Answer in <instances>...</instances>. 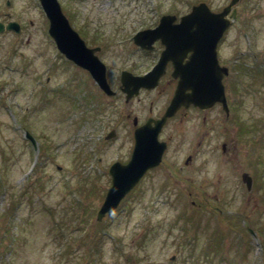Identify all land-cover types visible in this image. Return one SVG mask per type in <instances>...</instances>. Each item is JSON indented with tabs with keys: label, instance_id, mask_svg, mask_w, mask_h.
I'll use <instances>...</instances> for the list:
<instances>
[{
	"label": "rangeland",
	"instance_id": "obj_1",
	"mask_svg": "<svg viewBox=\"0 0 264 264\" xmlns=\"http://www.w3.org/2000/svg\"><path fill=\"white\" fill-rule=\"evenodd\" d=\"M59 1L89 44H108L117 93L102 94L64 60L36 0H0L1 20L9 11L24 23L19 35L0 34V264H264V0L237 4L223 44L228 63L240 56L247 63L238 78L234 69L230 75L241 96L236 117L216 118L202 139L198 112L171 121L163 164L100 221L108 167L130 151L129 109L115 76L123 55L135 53L129 37L158 14L201 0ZM203 1L218 10L229 0ZM119 39L127 41L122 53ZM112 127L116 138L104 141ZM190 152L193 165L178 169ZM241 171L253 174L252 190Z\"/></svg>",
	"mask_w": 264,
	"mask_h": 264
},
{
	"label": "water",
	"instance_id": "obj_2",
	"mask_svg": "<svg viewBox=\"0 0 264 264\" xmlns=\"http://www.w3.org/2000/svg\"><path fill=\"white\" fill-rule=\"evenodd\" d=\"M41 1L51 22L50 33L56 39L59 48L69 58L74 59L78 64L88 69L99 87L107 93H113L112 90H109L103 63L92 54L91 50L84 46L77 33L71 29L56 0ZM236 1L232 0L230 2L233 4ZM230 5L223 12L212 14L204 3H200L193 6L191 12L182 17L179 24L172 26L170 20H168L169 18L164 16L157 28L143 30L136 35L135 40L139 44L141 43L140 37L142 40H146L148 32L153 33L154 37L160 36L164 40L170 36L171 39L167 42L168 48H175L179 45L193 51L190 67L194 68L197 74H200L197 76L198 80H196L198 84L195 81L191 83L192 88L195 89V95L188 96L184 93V90L189 86V82H191L184 78L179 82L174 100L176 103H179L183 98H190L196 101L195 103L202 105L208 101L209 97H213L214 93H222L219 80L203 81L205 73L202 72L205 69L199 70V68L203 66L204 60L210 61L205 63L207 66L210 65V68L216 67L215 47L229 24V21L224 19V14L228 11ZM12 27L17 29L16 24L13 22H9L6 26L0 22V31ZM154 70L148 75L136 77L134 80L138 85L143 84L149 79L148 77L152 75ZM210 79H215V77ZM154 135H143L136 130L131 159L126 164L112 163L109 169L112 175V184L106 192L98 213H96L97 219H101L105 213L115 210L121 198L138 182L146 169L159 163L164 144L158 143Z\"/></svg>",
	"mask_w": 264,
	"mask_h": 264
},
{
	"label": "flooded vegetation",
	"instance_id": "obj_3",
	"mask_svg": "<svg viewBox=\"0 0 264 264\" xmlns=\"http://www.w3.org/2000/svg\"><path fill=\"white\" fill-rule=\"evenodd\" d=\"M80 13L83 12H78L76 13V15L79 16ZM176 14V13H175ZM182 15V13H177V19ZM77 16V17H78ZM126 22V20H124ZM155 24V23H154ZM154 24L151 26L153 27ZM147 27V26H145ZM78 29V28H77ZM22 31H24V23H20V31L19 33H21ZM78 32L82 33L83 37L85 38V35L83 34V32L78 29ZM132 36L129 37L131 38L129 41L132 43L133 45V50L135 51V53H128L123 55V61L124 63V70H129L130 72H132L134 75H141L146 73L149 68H151L153 65H155L158 60L160 59V56L162 54V51L164 50V44H162L160 39H153L151 45L149 46V49H145V48H141L140 46L136 45L133 43V39ZM87 38H85L86 40ZM115 40V38H113ZM87 43L89 44L88 40H86ZM127 43V41L125 40L123 43L118 45V50L122 53L124 50V46ZM91 47H98L99 50H97V54L105 61L106 59V54L104 52L108 51L109 46L107 44V50L105 48V44L100 43V42H96L95 44H89ZM115 45V44H114ZM116 46V45H115ZM115 48V47H114ZM113 48V50H114ZM115 51V50H114ZM184 60H187V58H185ZM219 62L221 65H226L225 62L223 61V59L221 58V54L219 51ZM145 64V65H144ZM143 66V67H142ZM172 70H173V63L171 60H169L166 64V70L164 72V74L159 78L158 81V85L153 88V89H140V92L137 96L130 98L129 100L125 101L126 103V107H128V111L125 112V118L128 121V124L130 126V129L132 130V132L134 131V129H136L137 127L143 125L144 123H146L148 120L150 121L152 118H159L164 111L166 110L170 99L172 97V94L174 92V89L177 83V79L171 77L172 76ZM122 69H118V72L116 71V77L119 79L120 74H121ZM113 71L111 70V68L108 69V79H110V75ZM141 98L143 100H141ZM137 102H142L144 105V110L143 112L139 113V112H134V104ZM198 112V114L200 115V121L202 126H205L204 132L202 134V137H207L210 131V124H213L214 121L216 120V118H220L223 117L222 120H224V122L226 120H228L231 116L228 113H225L223 110V107L221 105V103L217 102L214 105H212V107H210L209 109H200L198 107L195 106H191L189 105V107H184L181 106L178 108V110L175 112V114L166 119V122L161 126V129L159 130L158 133V138L160 140L163 139V141L166 142L167 146L169 145V137L170 136H166L163 137V132L166 129V127L168 126V124L171 121H176L180 122L182 121H188V119L192 118V114L194 112ZM193 112V113H192ZM202 141V140H201ZM200 141V142H201ZM199 142V143H200ZM224 144V150L227 149L226 143H221V145ZM132 143L129 146V152H128V156L126 158L125 161H127L130 157L131 151H132ZM167 150V149H166ZM166 152V151H165ZM185 160V159H184ZM194 162V156L193 154H190L187 156V159L184 161V165H179L178 169L182 170L184 169V167H191L193 165ZM161 164L157 167H155L154 169L160 167ZM153 168L149 169L147 172H151L154 170ZM170 173V172H169Z\"/></svg>",
	"mask_w": 264,
	"mask_h": 264
}]
</instances>
